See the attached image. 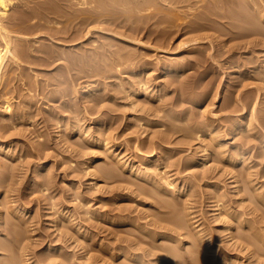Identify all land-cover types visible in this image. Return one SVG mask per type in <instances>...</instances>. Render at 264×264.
I'll use <instances>...</instances> for the list:
<instances>
[{"label": "rangeland", "instance_id": "374dc122", "mask_svg": "<svg viewBox=\"0 0 264 264\" xmlns=\"http://www.w3.org/2000/svg\"><path fill=\"white\" fill-rule=\"evenodd\" d=\"M64 1H58L60 8L56 6L59 10L56 6L47 9L50 12L45 11L46 14L41 15L44 16L42 21L40 18L30 21L28 14L31 13H25L27 11L19 5L12 6L8 14L9 18L16 17L13 23L25 27L40 19L38 22L42 23L43 29H33L30 34L23 32L25 35H22H28V39L22 41L18 38L12 46H23L30 50L29 53L25 50L16 62L9 58L1 70L4 84L0 86V92H7L12 104L9 111L22 112L23 108L28 111L23 110L25 118L18 123L20 126H10L5 131L0 129L1 140L5 142L2 147L7 152L0 151V209L4 212L2 216L0 214V263L7 264L11 260L14 264H142L140 260L129 261L124 254L128 252L144 258L147 264H201L205 257L203 251L207 252L210 264H264V248L252 253L254 245L243 248V240L239 237L242 232L246 236L251 231L248 224L242 225L244 219L247 223L254 222L264 235V22L250 19V27L249 22L245 24L243 20L244 24L241 20L219 19L216 25L209 23L211 28L184 31L185 24L172 27L155 20L148 21L146 12L140 15L137 2L144 0H128L129 4L133 2L130 5L127 0H90L93 4L88 6H82L79 0ZM209 6L212 8L213 3ZM68 7L72 8L68 10ZM132 7L136 8L135 12ZM246 7V3L239 6L244 16L253 11ZM131 11L139 12L134 14L137 22L130 19L133 16ZM97 16H101L100 19ZM94 18L97 19L93 21ZM24 19L29 21L26 23ZM254 26L261 27L256 29L260 33ZM218 27L222 30L219 31ZM246 27L249 29L244 30ZM241 29L242 33L239 32ZM12 34L20 37L15 32ZM136 37L139 39L137 44ZM196 37L199 39L190 41ZM185 40H189V44L185 43L180 48ZM2 43L3 40L0 41L3 47ZM39 47H45L47 53L53 52L54 57L45 63L42 57L46 56L36 51ZM128 53L151 61L141 67L136 66L137 73L146 75L145 79L149 80L146 81V89H154L151 96L141 92L138 96L130 94L128 97L127 87L135 78L130 81L132 75L128 72L117 78L115 73L118 69L137 61L130 57L131 60L123 64L125 59L122 56ZM75 58L79 65L69 62ZM160 59L164 63L167 59L178 60L183 66L166 73L158 64ZM139 64L142 65L141 62ZM1 94L0 111L4 109ZM207 129L210 132H206ZM198 131L207 135L212 132L217 140L226 141L227 145H223L228 151L237 154L242 150L244 156L238 155L234 162L223 160L216 153L215 156V151L209 147L210 143L216 145L217 140L210 135V139L203 135L197 138L195 132ZM159 134L172 139L168 138L170 142L162 144L170 149L168 155L171 157L168 167L165 160L164 179L161 180H174L175 184L185 188L184 194L179 195L180 199L172 198L180 204L182 199V205H173L176 212L172 206L169 207L171 211L167 207L163 210L159 204L157 206L156 194L147 193L153 184L137 179L118 162L119 158L140 162L139 155L149 157L152 153L150 142L160 141ZM106 145L120 157H111ZM161 147L155 151H160L159 154L165 157L163 154L169 150ZM206 153L211 154L208 156ZM191 162L197 165L192 166ZM110 169L115 172L111 174ZM204 171L207 177L203 176ZM139 188L144 193L139 192ZM164 194L170 195L164 192L163 197H158L168 200ZM13 205L21 210L22 218L10 211L9 207ZM121 210L129 214L127 217L135 218L144 229L129 221H109L112 213ZM186 210L192 213L189 219L185 216L188 215ZM177 218L180 222L185 218L195 222L190 226L184 223L186 220L183 222L186 229H182L184 234H177L181 239H178L179 244L169 237H155L145 230L159 231L157 224H153L157 219H164L160 220L164 225L176 220L171 223L177 226ZM10 228L15 233H9ZM199 230L198 235L203 236L204 243L208 242L203 245L206 248L200 246L199 239H195ZM188 238L193 241L187 242ZM170 243L173 245L169 246ZM193 243L196 247L191 246ZM9 245L12 248L9 249ZM178 245L185 249L179 251ZM175 246L172 251L177 249L180 255L171 258L168 253ZM195 249H199L201 254H195ZM191 253L197 255L195 258L200 263L194 259L193 262ZM227 255L231 256L230 260Z\"/></svg>", "mask_w": 264, "mask_h": 264}, {"label": "bare ground", "instance_id": "6f19581e", "mask_svg": "<svg viewBox=\"0 0 264 264\" xmlns=\"http://www.w3.org/2000/svg\"><path fill=\"white\" fill-rule=\"evenodd\" d=\"M58 1L59 0H0V41H2L3 40V43L2 44H4V46L2 47L1 45H0V86L2 85V84H4V80H3V73L1 72V70H3L2 68H4V65H6V61L10 58L11 60H15L14 62H16V61H19V60H17V59H19L20 57H21V55L24 53V51L26 50L23 46H18V47H15V48H13V46H12V44H13V42L16 40V39H18V40H27L28 38H27V36L25 37V36H23L22 34H24L23 32H28L29 33V31H31L32 32V30L33 29H37V28H39V27H43V25H42V23H40V22H38L40 19V21H42V19L44 18V16H41L45 11H47V12H50V11H48L47 9H49L50 10V8H54L56 5L58 6ZM62 1V0H61ZM64 1V0H63ZM66 1H68V0H66ZM71 1V0H70ZM92 1V0H91ZM90 0H79V3L80 4H82V6L83 5H89V3H91V4H93L92 2H91ZM107 1V0H106ZM105 1V2H106ZM110 1V0H109ZM125 1V0H124ZM124 1H122V2H124ZM128 1V0H127ZM130 1V0H129ZM129 1H128V3L127 4H129ZM133 1V0H132ZM135 1V0H134ZM65 2V1H64ZM76 2H78V1H76ZM102 2V1H101ZM108 2V1H107ZM113 1H111V3H112ZM121 2V1H120ZM121 2V3H122ZM135 2H137V1H135ZM63 3V2H62ZM68 3V2H67ZM111 3H109V4H111ZM121 3H119V4H121ZM133 3V2H132ZM132 3H130V4H132ZM138 4H136V5H138L137 6V8L139 9V11H140V15H141V13L142 12H146L145 13V17H147L148 18V21H151V20H155L157 23H166V24H169V26H180V25H182V24H185L183 27H184V29L186 28V30H184V31H196V30H203V29H206V28H211L210 27V22H212V23H216V21L217 20H219V19H228L229 21L230 20H235L236 22H237V20H241V22H242V20H243V22H245V24L247 23V22H249V26L251 27V25H250V23H252L251 21H250V19L252 20V21H254L253 19H260V21L262 20L263 22H264V0H263V2H262V0H242V1H238V0H144V1H141V2H137ZM200 3H202V4H200ZM212 4L213 3V6L215 7H213L212 6V8H214V10L212 9V8H210V6H209V4ZM243 3H246L247 4V7H249L250 9H252L253 11L251 12V14L250 15H245L244 16V13H243V10L241 11V10H239V6L240 5H242ZM72 4H73V2H72ZM76 4V3H75ZM109 4H107V5H109ZM116 4V3H115ZM129 4V5H130ZM134 4V5H135ZM15 5H19L20 7H22L23 9H24V11L26 10L27 12H25V13H28V11L32 14H28V15H30L28 18H29V20L31 21V20H36V18H40V19H38V21L37 22H35L32 26H29V27H25V25L24 26H19V24L17 25L16 23H13V21L14 20H16V17H13L12 16V18H9V16H8V14H9V10L11 9V7L12 6H15ZM96 5H98V4H96ZM112 5V4H111ZM114 5V4H113ZM123 5V4H122ZM121 5V6H122ZM124 5H125V3H124ZM123 5V6H124ZM57 6H56V8H57ZM68 6V5H67ZM76 6V5H75ZM100 6V5H99ZM103 6V5H102ZM119 6V5H118ZM120 6V7H121ZM133 6V5H132ZM171 6V7H170ZM244 6H245V4H244ZM59 7V6H58ZM76 7H78V6H76ZM90 7V6H89ZM89 7H88V9H89ZM92 7H94L93 5H92ZM91 7V8H92ZM96 8H97V6H95ZM116 8H117V6H115ZM127 7V6H126ZM129 7V6H128ZM222 7V8H221ZM229 7V8H228ZM246 7V8H247ZM55 8V9H56ZM60 8V7H59ZM59 8H57L58 10H59ZM69 8L70 7H68V10H69ZM72 8V7H71ZM70 8V9H71ZM80 8V7H79ZM84 8V7H83ZM90 8V9H91ZM100 8V7H99ZM102 8V7H101ZM109 8V7H108ZM113 8V7H112ZM125 8V6L123 7V9ZM135 8V7H134ZM133 7H132V9H134ZM176 8H177V10H176ZM216 8H218V10L219 9H222V10H225L224 12H219ZM233 8V9H232ZM51 9V10H52ZM66 9V8H65ZM75 9V8H74ZM78 9V8H77ZM119 9H121V8H119ZM130 10H131V7L129 8ZM137 9V10H138ZM179 9V10H178ZM212 9V10H211ZM57 10V11H58ZM67 10V11H68ZM76 10V9H75ZM74 10V11H75ZM81 10V9H80ZM85 10H87V9H84L83 11H85ZM96 10V9H95ZM94 10V11H95ZM101 9H99V11H100ZM231 10V11H230ZM54 11V10H53ZM53 11H51V13L53 12ZM96 11H98V10H96ZM104 11V10H103ZM102 10L100 11V12H103ZM107 11V13H108V10H106ZM124 11H125V9H124ZM129 11V10H128ZM136 11V8H135V10L133 11V12H135ZM56 12V11H55ZM75 12H77V11H75ZM82 12V11H81ZM88 12V11H87ZM90 12V11H89ZM93 12V11H92ZM113 12V11H112ZM114 12H115V10H114ZM113 12V13H114ZM130 12V11H129ZM132 12V11H131ZM132 12V13H133ZM247 12V11H246ZM57 13H59V14H61L60 12H57ZM56 13V14H57ZM74 13V12H73ZM77 13H79V12H77ZM85 13V12H84ZM95 13V12H94ZM104 13V12H103ZM106 13V15H108ZM117 13H119V12H117ZM117 13H115V14H117ZM121 13H123V12H121ZM125 13H127V12H125ZM137 14H135V13H133L132 15L133 16H130V19H132V20H134V19H136L135 17H134V14L135 15H138L139 14V12H136ZM46 13H44V15H45ZM53 14V13H52ZM51 14V15H52ZM55 14V15H56ZM66 14H68V12L66 13ZM71 14H72V12H71ZM80 14V13H79ZM85 14H89V13H85ZM90 14H92L91 12H90ZM98 14H99V12H98ZM112 14V13H111ZM128 14V13H127ZM47 15H49V14H47ZM70 15V14H69ZM73 15V14H72ZM82 15H84V14H82ZM105 15V14H104ZM122 15V14H121ZM129 15H131V13L129 14ZM139 15V16H140ZM212 15H214L215 17H212ZM52 16H54V15H52ZM56 16H58L59 17V15L57 14ZM87 15H85V17H86ZM92 16V15H91ZM90 16V17H91ZM94 16V15H93ZM109 16H111V15H109ZM123 17L125 16V15H122ZM127 16V15H126ZM143 16V19L145 18L144 17V15H142ZM47 18H48V16H46ZM45 17V18H46ZM71 17V16H70ZM75 17H76V15H75ZM78 17H79V15H78ZM85 17L83 16L82 18H84L85 19ZM94 17H96V16H94ZM99 16H97V18H98ZM101 17V16H100ZM100 17H99V19H100ZM114 17V16H113ZM118 17H120V15L118 16ZM117 17V18H118ZM243 17V18H242ZM251 17H253V18H251ZM18 18V17H17ZM66 18H68V17H66ZM80 18V17H79ZM89 18V16H87V19ZM93 18V17H92ZM96 18V19H97ZM112 18V17H111ZM121 18V17H120ZM125 19H126V17H124ZM128 18H129V16H128ZM134 18V19H133ZM137 18H140V17H137ZM19 19V18H18ZM21 19V18H20ZM54 19V18H53ZM52 19V22L55 20H53ZM75 18H73V20H74ZM83 19V20H84ZM87 19H85V20H87ZM95 18L93 19V21L94 20H96ZM114 19V18H113ZM116 19V18H115ZM140 19H142V17L140 18ZM142 19V20H143ZM146 19V18H145ZM144 19V20H145ZM29 20H27V22L29 21ZM47 20V19H46ZM49 20V19H48ZM47 20V21H48ZM72 20V19H71ZM71 20H69V21H71ZM72 20V21H73ZM147 20V19H146ZM244 20H246V21H244ZM12 21V22H11ZM24 21L26 22V20L24 19ZM57 21V20H56ZM66 21V20H65ZM81 21H82V19H81ZM88 21V20H87ZM90 22L92 21V20H89ZM114 21V20H113ZM155 21H154V23H155ZM213 21H215V22H213ZM223 21V20H222ZM225 21V20H224ZM259 21V22H260ZM14 22H16V21H14ZM23 22V21H22ZM25 22H24V24H25ZM26 22V23H27ZM45 22V21H44ZM44 22H43V24H44ZM49 22H51V21H49ZM82 22H85V23H87L86 21H82ZM136 22H137V19H136ZM219 22V21H218ZM226 22V21H225ZM238 22H240V21H238ZM240 22V24H238V26L240 25L241 27H242V23ZM262 22V23H263ZM47 23V22H46ZM56 23V22H55ZM58 23H59V21H58ZM210 23V24H209ZM258 23V22H257ZM87 24H89V23H87ZM244 24V23H243ZM254 25H257L256 24V22H254L253 23ZM29 25V24H28ZM30 25H31V23H30ZM46 25V24H45ZM48 25V24H47ZM158 25V24H157ZM216 25V24H215ZM230 25V24H229ZM239 26V27H240ZM244 26V25H243ZM258 26H259V23H258ZM258 26H254V27H256V28H254L255 30L256 29H260V28H257ZM44 27H46V26H44ZM50 27V26H49ZM235 27H237V26H235ZM234 27V28H235ZM248 27V26H247ZM246 27V29H244V30H248L249 28H247ZM227 28H228V26H227ZM233 28V27H232ZM231 28V29H232ZM43 29V28H42ZM252 29V28H251ZM263 29V28H262ZM262 29L260 30V31H262ZM40 30V29H39ZM218 30L220 31V30H222V28L220 29L219 27H218ZM243 29H241L239 32H241ZM36 30H34V32H35ZM38 31V30H37ZM36 31V32H37ZM88 31H90V30H88ZM138 31V30H137ZM162 31H164V29H162ZM161 31V32H162ZM167 31V30H166ZM233 31H234V29H233ZM257 32H259V30H256ZM13 32H15V33H17L18 35H20V37H14L13 36ZM33 32V33H34ZM168 32V31H167ZM170 33H171V30L169 31ZM238 31H236L235 33H237V34H241V33H239ZM139 33V32H138ZM260 33V32H259ZM262 33V32H261ZM30 34V33H29ZM22 35V36H21ZM25 35V34H24ZM123 36H125V35H123ZM133 36V35H132ZM128 37V36H127ZM160 37V36H159ZM137 38L138 37H136L135 38V41L137 40ZM133 39V38H132ZM197 39H199V38H194V39H192V40H190V41H192L193 42V40H197ZM22 40V41H23ZM129 40V39H128ZM134 40V39H133ZM161 40V39H160ZM164 39H162V41H163ZM167 40V39H166ZM17 41V40H16ZM139 41V39L136 41V44H137V42ZM189 40L188 41H184V43L182 42V44L180 45V48L182 47V45H184L185 43H188V42H190ZM134 42V41H133ZM140 42H143L142 40H140ZM168 42V41H167ZM17 43V42H16ZM131 43V42H130ZM165 43V42H164ZM170 43H171V41H170ZM18 44V43H17ZM168 44V43H167ZM189 44V43H188ZM20 45H21V43H20ZM42 45H44V44H42ZM164 45V44H163ZM186 45V44H185ZM31 46V45H30ZM33 46V45H32ZM32 46L31 47H29V48H32ZM41 46V45H40ZM28 47V46H27ZM163 47V46H162ZM183 48V47H182ZM176 49V48H175ZM178 49V48H177ZM29 50V49H28ZM28 50H26L25 52H28L29 53V51ZM48 50V49H47ZM53 50V49H52ZM36 51H38L39 53H41V54H44L46 57H42V58H44V60L46 61L45 63H47V61L49 60V58H51V56L52 57H54V54H53V52H51V53H47V51H46V48L44 47V48H42V47H39V48H37L36 49ZM50 51V50H49ZM172 51V50H171ZM175 51V50H174ZM189 51V50H188ZM173 52V51H172ZM62 53H63V51H62ZM73 52H71V54H72ZM130 53H132V52H130ZM130 53H128L127 55H123L122 56V59H125L124 61H122L123 62V64L125 63V62H127L128 60L130 61L131 59H130V57H133V59L134 60H137V61H135V62H131L130 64H128V65H126V63H125V68L123 67V69H118V72L117 73H115V74H117V78L118 77H120V75L123 73V72H128V73H130L132 76H131V78H130V81H132L134 78H135V80H133V84L132 83H130L131 85L129 86V87H127V94H128V97H130L131 95L130 94H132V95H136V96H138L141 92L142 93H144V94H148V95H150L151 96V94H152V92L154 91V89L153 90H147L146 89V87H145V85H147V83L149 82V80L147 79H145V77L144 76H146V75H144V76H142V75H139L137 72H138V67H136V66H144V65H147L148 63H150L151 61L150 60H148V59H146L145 57H140L139 59H138V54H136V56L134 57L133 56V54H130ZM137 53V52H136ZM67 54V53H66ZM70 53H68V55H69ZM76 55H78L77 53H75ZM58 55H60L59 53H58ZM57 55V56H58ZM63 55V54H62ZM67 55V56H68ZM73 55V54H72ZM96 55V54H95ZM71 56V55H70ZM79 56V55H78ZM29 57H30V55H29ZM28 57V58H29ZM63 57V56H62ZM73 57V56H72ZM58 57H56V60L55 61H57L58 59H57ZM65 58V57H64ZM76 58H78L77 56H76ZM75 58V59H76ZM92 58H93V56H92ZM41 59V58H40ZM60 59H61V57H60ZM82 59V58H81ZM80 59V57H79V60H81ZM121 59V60H122ZM127 59V60H126ZM132 59V60H133ZM26 60V59H25ZM66 60H67V58H66ZM97 61V60H96ZM49 62V61H48ZM69 62H72V63H74V64H76L77 62H78V59H76V60H73V59H69ZM118 62H121L120 60L118 61ZM117 62V63H118ZM139 62H141L142 63V65H140L139 64ZM160 62H161V64H160ZM51 63V62H50ZM80 63V62H79ZM78 64V63H77ZM159 66L161 67V68H163V71H165L166 70V73L167 72H169V71H171L170 73H172V72H175V71H177L178 69H181L182 68V62L181 61H176V60H173V59H167V61L165 60V63L160 59L159 60ZM183 64H184V62H183ZM79 65V64H78ZM121 65V64H120ZM119 66V64L117 65V67ZM6 67V66H5ZM139 67V68H140ZM184 68V67H183ZM117 70V69H116ZM150 70V69H149ZM8 72V71H7ZM146 72V71H145ZM179 72V71H178ZM114 73V72H113ZM112 74V73H111ZM110 74V75H111ZM114 74V75H115ZM125 74V73H124ZM129 74V75H130ZM142 74V73H141ZM147 74V73H146ZM113 76V75H112ZM142 76V77H141ZM7 77V76H6ZM10 77V76H9ZM114 77V76H113ZM121 78V77H120ZM175 78V77H174ZM173 78V79H174ZM179 78V77H178ZM5 79V78H4ZM9 79V78H8ZM8 79H7V81H8ZM24 79V78H23ZM124 79V78H123ZM122 79V80H123ZM129 79V78H128ZM175 79H177V78H175ZM6 80V79H5ZM121 80V81H122ZM180 80V79H179ZM183 80V79H182ZM24 81V80H23ZM126 81H128V80H126ZM126 81H124L125 83H126ZM129 81V82H130ZM146 81H148V82H146ZM9 82V81H8ZM122 83V82H121ZM128 83V82H127ZM179 83H180V81H179ZM186 83V82H185ZM5 84H6V82H5ZM30 84V83H29ZM124 84V83H123ZM181 84V83H180ZM179 84V85H180ZM183 84V83H182ZM181 84V85H182ZM187 84V83H186ZM178 85V86H179ZM5 86H7V84L6 85H4V88H5ZM121 86V85H120ZM125 86V85H124ZM185 85H183V87H184ZM187 86V85H186ZM189 86H191V85H189ZM188 86V87H189ZM126 87V86H125ZM182 87V86H181ZM3 88V87H2ZM117 88V87H116ZM179 88H180V86H179ZM6 89V88H5ZM124 89V88H123ZM122 89V90H123ZM119 90V89H118ZM118 90H117V94H119L118 93ZM126 90V89H125ZM125 90H124V92H125ZM147 90V91H146ZM183 90V89H182ZM3 91V90H2ZM187 91V90H186ZM95 92V91H94ZM184 92V91H183ZM88 93H89V91H88ZM123 93V92H122ZM126 93V92H125ZM181 93V92H180ZM188 93V92H187ZM0 94H1V92H0ZM116 94V95H117ZM2 97H4V101H3V107H4V109L3 110H1L0 111V129H1V131H5V129H7L8 127H17L23 120L22 119H24L25 117L24 116H22L23 114V110H24V108H23V110H22V112L21 111H18V110H12V112L11 111H9L10 110V106L12 105L11 104V102H10V100H9V97H8V95H7V92H2ZM125 94H123V97H126V95L124 96ZM130 95V96H129ZM155 96V95H154ZM22 97V96H21ZM122 97V98H123ZM134 97V96H133ZM160 97V96H159ZM158 97V99H160ZM191 97V96H190ZM1 98V97H0ZM196 98V97H195ZM195 98H193V99H195ZM11 99V98H10ZM93 99V98H92ZM91 99V100H92ZM95 99V98H94ZM139 99V98H138ZM198 99V98H197ZM23 100V99H22ZM95 100H97V98L95 99ZM144 100H146V99H144ZM24 102V101H23ZM192 102H194V101H192ZM134 103H136V102H134ZM133 104V103H132ZM178 105V104H177ZM2 106V105H1ZM174 106H176V105H174ZM93 107V106H92ZM94 108V107H93ZM12 109H13V107H12ZM20 110V109H19ZM25 110H26V108H25ZM24 110V111H25ZM26 111H28V110H26ZM51 111V110H50ZM171 111L169 110V113H170ZM173 112V111H172ZM175 112V111H174ZM173 112V113H174ZM29 113H30V111H29ZM172 113V114H173ZM26 114H28V112H26ZM50 114V113H49ZM51 114H52V112H51ZM50 114V115H51ZM176 114V113H175ZM174 114V115H175ZM170 115H171V113H170ZM27 117V116H26ZM141 118V117H140ZM142 118H144L145 119V117L143 116ZM22 120V121H21ZM98 120H100V119H98ZM140 120H142L143 121V119H140ZM21 121V122H20ZM99 122V121H98ZM19 123V124H18ZM164 123V122H163ZM162 123V124H163ZM166 124V123H165ZM170 124H172V123H170ZM164 125V124H163ZM168 125H169V123H168ZM20 126V125H19ZM166 126H167V124H166ZM195 126V125H194ZM194 126H192L193 128H194ZM196 127V126H195ZM98 128V127H97ZM108 128V127H107ZM197 128V127H196ZM195 128V129H196ZM102 128L100 127V130H101ZM99 130V129H98ZM103 130H104V128H103ZM198 130V129H197ZM209 129H207V131L206 132H210V131H208ZM94 131H97V130H94ZM188 131H190V129H188ZM203 131V130H202ZM100 132H102V130L100 131ZM214 132V131H213ZM103 133V132H102ZM195 133H197V135H196V137L197 138H201V136L203 135L204 136V138H205V136H208V137H206V138H209V135L210 136H212V132L211 133H209V135H207L206 133H200L199 134V131L198 132H195ZM105 134V133H104ZM214 135V134H213ZM1 136V135H0ZM4 136H5V134H4ZM202 136V137H203ZM215 136V135H214ZM214 136H212L213 137V139L214 140H217L216 138H214ZM3 137V136H2ZM212 137H210V138H212ZM94 138V137H93ZM98 138V137H97ZM158 138L160 139V141L158 140V142L157 141H152L151 140V144H150V148H151V151H152V153L149 155V157H144L143 155H139L140 156V162L139 161H132V162H128V160H124L123 158H119L120 156H119V154L118 153H116L115 151H111V146L110 147H108L107 145V147L106 146H104V147H106L107 149H108V152L110 153V156L112 157H115V158H119V163L122 165H120L121 167H123L124 166V168H127L128 169V171L132 174V175H134L135 177H137V179L139 178V179H141V180H146V182L148 181V182H150V183H152L153 185V187H152V189L150 190L149 188L151 187H149L147 190H148V192L147 193H149V192H151V193H153V195L154 194H156V199H155V197L153 196V195H151V196H153V198L155 199V201L157 200V201H159V202H157V206H158V204H159V207L160 208H163V210L167 207V210L169 209L170 210V206H172V207H174V210H175V206H173L174 204L177 206V204H179V206L180 205H182V199H181V204H180V201H176L177 199L176 198H179V195L180 194H184V192H185V188H184V186L183 185H181V184H175V182H174V180H167L168 182H164V181H162L161 179H164L163 178V173L162 172H165V171H163V170H165V163H167V162H165V160L166 161H168V163H167V167H168V164L170 163L169 161H170V157H171V154L170 155H168L169 153H170V149H168V148H166L165 146H163L162 144L164 143V144H166V142H170V141H168L167 139L169 138V137H167V136H163V135H161V134H159L158 135ZM209 138V139H210ZM96 139V138H95ZM169 139H171V137L169 138ZM100 140V139H99ZM106 139H104V141H105ZM172 140V139H171ZM208 140V139H207ZM213 140V141H214ZM94 141V140H93ZM96 141V140H95ZM208 142V141H207ZM211 142V141H210ZM3 143H5L3 140H1V137H0V151H4L5 149L2 147L3 146ZM211 144V146H212V148H211V146L210 145H208V146H210L209 148L211 149V150H213V152H214V155H215V153H216V155H220V157L221 158H223V160L224 159H228V160H232L233 162H234V160L236 159V157L238 156V155H243L244 154V152L241 150V152H237V154H234V153H232V152H230V151H228L227 149H226V145H227V143H226V141L225 140H217V142H216V145H213V143H210ZM223 144H225V146L223 145ZM159 146H162L161 148H166V150H169L168 151V153L167 154H163V155H165V157L164 156H161L160 154H159V152H157V151H155V150H157V148L159 147ZM215 146V147H214ZM218 147V148H217ZM216 148V149H215ZM2 149V150H1ZM206 149V150H205ZM204 150L205 151H207L208 150V148H205ZM162 150V149H161ZM216 150H218V151H216ZM141 151V150H140ZM5 152H6V150H5ZM207 152H209V150L207 151ZM7 153V152H6ZM142 153V152H141ZM172 153V152H171ZM207 154V153H206ZM205 154V155H206ZM208 154H211V153H208ZM207 154V155H208ZM9 155V154H8ZM12 155V154H11ZM215 155V156H216ZM209 156V155H208ZM244 156V155H243ZM202 157V156H201ZM9 158H10V156H9ZM216 158V157H215ZM219 158V157H218ZM122 159L124 160V161H122ZM168 159V160H167ZM195 159V158H194ZM234 159V160H233ZM115 160V159H114ZM172 160V159H171ZM193 160V159H192ZM199 160V159H198ZM191 161V160H190ZM189 161V162H190ZM236 161V160H235ZM243 161H245V160H243ZM205 162H208L207 160L205 161ZM204 162V163H205ZM118 165V164H117ZM191 165L192 166H196L197 164L196 163H194V162H191ZM235 167V166H234ZM123 168V169H124ZM121 169V168H120ZM106 170V169H105ZM104 170V171H105ZM106 171H108V170H106ZM105 171V173H106V175L108 174V172H106ZM114 171V170H113ZM113 171H111V169H110V172H111V174H113ZM118 171V170H117ZM115 172V171H114ZM166 172H168V171H166ZM180 172V171H179ZM250 172V171H249ZM203 176L204 177H207V175L208 174H206V172L204 171L203 173ZM202 174L200 175V176H202ZM247 174H249V173H247ZM109 175V174H108ZM165 176V175H164ZM201 178V177H200ZM240 179V178H239ZM251 182V181H250ZM174 184V187L172 186ZM252 184V183H251ZM44 186V185H43ZM42 186V187H43ZM142 186V185H141ZM183 186V187H182ZM143 188H144V186H143ZM140 190H139V192H142V193H144L142 190V188H139ZM150 190V191H149ZM170 193V195H172L171 196V198L169 197V196H166L165 194V196L167 197V199L168 200H164L165 199V197H164V199H162L161 197H163V195H162V193ZM150 193V194H151ZM194 193V192H193ZM159 195H162L161 197H158ZM188 195V194H187ZM190 195V194H189ZM258 195V194H257ZM176 197V198H174V197ZM222 196V195H221ZM263 196V195H262ZM171 199L170 201H169V198ZM191 197V196H190ZM161 198V199H160ZM172 198H174V199H176L175 201H173V199ZM189 198V197H188ZM221 198V197H220ZM159 199V200H158ZM180 199V198H179ZM154 201V204L156 205V202ZM173 201V202H172ZM184 201V200H183ZM219 202V201H218ZM177 203V204H176ZM185 204H186V201L184 202ZM263 203V202H262ZM218 204V203H217ZM189 205V204H188ZM222 205H224V204H222ZM222 205H220V207L222 206ZM183 206H184V204H183ZM217 206V205H216ZM170 207V208H169ZM186 208H187V205L185 206ZM4 208V207H3ZM11 208V210L10 211H12V212H14V214H17V216H19L20 218H22V213H21V210L20 209H16L17 208V206L15 207L14 205L13 206H10L9 207V209ZM222 208V207H221ZM120 209V208H119ZM227 209V208H226ZM5 210V209H4ZM168 210V211H169ZM172 210H173V208H172ZM173 210V212H176V210L174 211ZM7 211V210H6ZM124 211V210H123ZM127 211V210H126ZM128 211H130V210H128ZM127 211V212H128ZM160 211V210H159ZM171 211V210H170ZM187 211V210H186ZM229 211V210H228ZM16 212V213H15ZM118 212V211H117ZM165 212V211H164ZM227 212V211H226ZM2 213H4L3 212V209L1 208L0 209V214H1V216H2ZM129 213H131V212H129ZM166 213V212H165ZM168 213V212H167ZM187 213H188V215H185V216H189V215H191L192 213L189 211H187ZM113 214V213H112ZM110 215L109 216V221H113V220H117V223H121V221H129L128 223H135V225L136 226H139V227H142V229H144L143 228V226H142V224L141 223H136V220H135V218H133V217H127L126 215L128 214V213H126V212H122V210H121V212H119V213H115V214H113V215ZM175 214V213H174ZM238 214V213H237ZM129 215V214H128ZM235 215V214H234ZM233 216V215H232ZM173 217H174V215H173ZM107 218H108V216H107ZM187 218V217H186ZM185 218V220H186V222H184L185 220H182L181 219V221H183L185 224H189V226L190 225H194L195 224V222H190V221H192V220H187V219H189L190 218V216L186 219ZM168 219V218H167ZM184 219V218H183ZM192 219H193V217H192ZM1 220H2V218H1ZM108 220V219H107ZM158 221H160V220H162V221H164V219H157ZM169 220H170V218H169ZM169 220H165V221H169ZM173 220V219H172ZM171 220V221H172ZM179 219L177 218V222L179 223L180 222V220L178 221ZM158 221H156V220H154L153 221V224H157V225H155L156 226V228H157V226L159 227V228H157L159 231H157L156 232V230L155 231H152V230H150V229H145L146 230V232L147 233H149V234H152V235H154L155 237H156V235H159V236H162V238L163 237H165V238H170V239H173V240H175L176 242L175 243H177V244H179V242L181 241V239H179L177 236L179 235V234H184L183 232H182V229L183 230H185L186 228H184L185 227V225H184V227H183V222H180V223H182V224H180V226H182V227H180L179 226V224L177 223V226H175L174 225V223H171V221H170V223H168L167 225H164L163 224V222L162 221H160V222H158ZM175 222H176V220H174ZM174 221H172V222H174ZM189 221V222H188ZM114 222V221H113ZM116 222V221H115ZM111 223V222H110ZM125 223V222H124ZM241 223H242V225L244 224H248V227L250 228V230L251 231H249L248 233L249 234H246V236H245V233L244 232H242V234L241 235H239V237L243 240L242 241V243H243V245H241V246H243V248H246V247H248V246H250V245H254V250H253V252L252 253H255V252H258V250H260V249H263L264 247H263V245H261V243H259V241L261 240L262 242H263V244H264V235L262 234V230L260 231V229H258L257 228V226H254V222L253 223H251L250 221H248V223H247V221H245V219L243 220V221H241ZM0 224H1V222H0ZM173 224V225H172ZM2 225V224H1ZM3 225H4V223H3ZM15 224H14V222H13V226H14ZM10 226H12V225H10ZM17 226V225H16ZM188 225H186V227H187ZM197 226L198 225H195L194 226V228H197ZM2 227V226H1ZM147 227V226H146ZM247 227V228H248ZM13 228V227H12ZM12 228H10L9 229V233H12L13 232V229ZM230 228H233V226H230ZM235 228V227H234ZM16 228H14V230H15ZM163 229H165V230H168V231H165V230H163ZM201 229V228H200ZM261 229H263V228H261ZM17 230H18V227H17ZM232 230V229H231ZM12 231V232H11ZM202 231V230H201ZM245 232H246V230H244ZM156 232V233H155ZM188 232V231H187ZM13 233H15V232H13ZM190 233V232H189ZM244 233V234H243ZM178 234V235H177ZM198 234H200V230L199 231H197V233H196V235H198ZM10 235V234H9ZM13 235V234H12ZM185 235H186V233H185ZM194 236V237H197V236ZM202 235V234H201ZM190 237V236H189ZM18 238V237H17ZM164 238V239H165ZM193 238V237H192ZM14 239V238H13ZM180 241H179V240ZM191 238H188V240H187V242H189V240H190ZM195 239H199L200 240V246L202 245H204V246H206L207 245V243H204V240H203V236L202 237H200L199 235H198V238H195ZM14 240H16V239H14ZM14 240H12V242H14ZM192 241H193V239H191ZM257 240H258V242H257ZM197 241V240H196ZM260 241V242H261ZM174 242V241H173ZM206 242V241H205ZM4 243V242H3ZM181 243V242H180ZM195 243V242H194ZM193 243V245H195ZM241 243V241H240V243L239 244H242ZM6 244V243H5ZM177 244H175V245H177ZM191 244V243H190ZM198 244H199V242H198ZM237 244V243H236ZM238 244V245H239ZM6 245H8V244H6ZM168 245V244H167ZM167 245H166V248H167ZM173 244H169V246H172ZM182 245H185V244H183L182 243ZM181 245V246H182ZM188 245V244H187ZM193 245H191L192 247H196V245L195 246H193ZM237 245V246H238ZM179 246V245H178ZM203 246V247H204ZM236 246V245H235ZM103 247V246H102ZM107 247V246H106ZM185 247V246H184ZM198 247H199V245H198ZM202 247V248H203ZM7 247L5 246V248L4 249H6ZM10 248H12V247H10V245H9V249ZM104 248V247H103ZM172 248H176V246L175 247H171L170 248V253H168V254H170L171 255V258L172 257H177V256H179L180 254H178L177 252L178 251H176L175 249L172 251ZM177 248H180L179 249V251L183 248V246L182 247H177ZM201 248V249H202ZM204 248H206V247H204ZM203 248V249H204ZM242 248V247H241ZM113 249V248H112ZM126 249V248H125ZM185 249V248H184ZM184 249H182V251L184 250ZM194 249V248H193ZM192 249V251L194 252V250ZM209 249V248H208ZM110 250V249H109ZM167 250V249H166ZM186 250L188 251V247L186 248ZM196 250V249H195ZM199 250V249H198ZM198 250H196L195 251V254L197 253V252H199ZM169 251V250H168ZM191 251V250H190ZM201 251V250H200ZM208 251V250H207ZM118 252V251H117ZM167 252V251H166ZM202 252V255L203 256H205L204 257V259L201 257V259H203V261L201 260V264H210L209 263V260L207 259V257H206V254L205 253H207V252H205V253H203V251H201ZM182 253V252H181ZM184 253V252H183ZM200 253V252H199ZM209 253V252H208ZM212 253V252H211ZM124 254H125V256L129 259V261H135V260H140V262H142V264H147L146 262H144V258L142 259V257L140 258V256L139 255H137V254H135V253H128V252H124ZM194 253H191V259L193 260H196V256L197 255H193ZM201 254V253H200ZM205 254V255H204ZM224 254V253H223ZM199 255V254H198ZM210 254H208V256H209ZM124 256V257H125ZM182 256V255H181ZM184 256V255H183ZM201 256V255H200ZM224 256V255H223ZM228 256V255H227ZM15 258V257H14ZM14 258H12V259H14ZM18 257H16V259H17ZM200 258V257H199ZM209 258V257H208ZM214 258V257H213ZM228 258V260H230L231 259V256H228L227 257ZM226 258V259H227ZM198 259V258H197ZM18 260V259H17ZM17 260H16V262H17ZM191 260V261H192ZM193 260V262H195ZM212 260V259H211ZM224 261H225V259H223ZM2 261H5V260H2ZM24 261V260H23ZM131 261V262H132ZM182 261V260H181ZM198 260H196V263H200V262H197ZM9 262H11V260H9ZM8 262V263H9ZM172 262H173V260H172ZM5 263V262H4ZM3 263V264H4ZM7 263V264H8ZM23 263V262H22ZM21 263V264H22ZM133 263V262H132ZM135 263V262H134ZM0 264H2V263H0ZM11 264H14V263H12L11 262ZM16 264V263H15ZM19 264H20V262H19ZM130 264V263H129ZM195 264V263H194ZM227 264V263H226ZM229 264V263H228ZM234 264H236L235 262H234ZM241 264V263H240Z\"/></svg>", "mask_w": 264, "mask_h": 264}]
</instances>
